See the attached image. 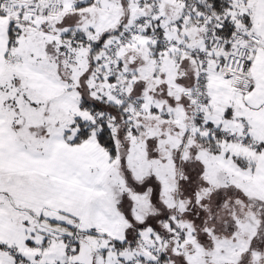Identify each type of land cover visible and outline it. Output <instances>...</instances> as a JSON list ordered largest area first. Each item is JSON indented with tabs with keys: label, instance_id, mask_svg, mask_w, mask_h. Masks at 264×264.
Wrapping results in <instances>:
<instances>
[{
	"label": "snow or ice",
	"instance_id": "obj_1",
	"mask_svg": "<svg viewBox=\"0 0 264 264\" xmlns=\"http://www.w3.org/2000/svg\"><path fill=\"white\" fill-rule=\"evenodd\" d=\"M0 264H264V0H0Z\"/></svg>",
	"mask_w": 264,
	"mask_h": 264
}]
</instances>
